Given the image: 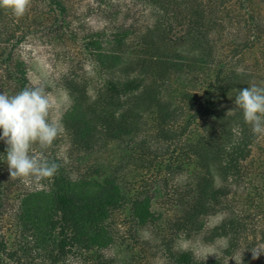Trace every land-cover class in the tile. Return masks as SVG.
Listing matches in <instances>:
<instances>
[{
	"label": "trees",
	"instance_id": "1",
	"mask_svg": "<svg viewBox=\"0 0 264 264\" xmlns=\"http://www.w3.org/2000/svg\"><path fill=\"white\" fill-rule=\"evenodd\" d=\"M82 1L0 8V93L41 86L21 48L43 36L67 96L54 178H10L0 141V264H264V137L234 103L264 84V0H89L86 31Z\"/></svg>",
	"mask_w": 264,
	"mask_h": 264
},
{
	"label": "clouds",
	"instance_id": "2",
	"mask_svg": "<svg viewBox=\"0 0 264 264\" xmlns=\"http://www.w3.org/2000/svg\"><path fill=\"white\" fill-rule=\"evenodd\" d=\"M31 4L32 0H0V8L18 18L29 11ZM234 103L242 110L252 133L264 137V84L252 83L239 90ZM53 109V100L43 86L26 87L12 95L0 93V141L7 146L5 161L10 178L39 184L58 173L62 165L45 155L64 132L59 121L51 117ZM34 148L38 150L34 152ZM251 252L253 260L259 258L264 254V245Z\"/></svg>",
	"mask_w": 264,
	"mask_h": 264
},
{
	"label": "rangeland",
	"instance_id": "3",
	"mask_svg": "<svg viewBox=\"0 0 264 264\" xmlns=\"http://www.w3.org/2000/svg\"><path fill=\"white\" fill-rule=\"evenodd\" d=\"M89 0H83L81 8H79L76 19L77 26L83 31L95 29L103 25V20L95 12V5L90 4ZM114 2L130 3V0H112ZM31 36L28 37L23 44L21 50L24 55L25 62L28 67V73L34 84L41 85L46 88L50 94L54 109L51 117L59 121L60 113L67 104V96L63 88L60 86V76L64 72V61L61 52L53 48L45 42L46 39ZM219 220V216L211 220L212 223ZM183 247L192 249L198 257L206 258L210 256L221 255L222 248L225 246L223 240L216 244H204L197 240H186L180 243ZM228 264H236L237 258L234 256L226 257Z\"/></svg>",
	"mask_w": 264,
	"mask_h": 264
}]
</instances>
